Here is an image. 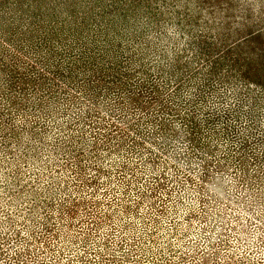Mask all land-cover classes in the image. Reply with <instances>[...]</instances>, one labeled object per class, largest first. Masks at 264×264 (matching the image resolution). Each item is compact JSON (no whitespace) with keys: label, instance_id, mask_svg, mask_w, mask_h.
I'll return each instance as SVG.
<instances>
[{"label":"rangeland","instance_id":"374dc122","mask_svg":"<svg viewBox=\"0 0 264 264\" xmlns=\"http://www.w3.org/2000/svg\"><path fill=\"white\" fill-rule=\"evenodd\" d=\"M63 2L68 5L58 10L65 15L78 1ZM140 4L129 7V24H145L147 4L160 2ZM163 4L167 9L153 13L163 17L154 18L181 36L172 40L162 32L169 59L188 38L182 27L228 46L264 26V0ZM76 10L77 17L86 12L81 5ZM130 99L123 105L138 104ZM85 105L61 113L49 128L31 130L27 119L14 129L19 149L35 141L38 148L30 144L20 159L0 161V264H264V195L247 187L259 164L247 158L235 175L234 159L221 158L220 140L230 136L209 132L220 140L212 139L205 159L197 149L189 152L180 120L151 116L132 123L139 105L135 115L119 118L99 101L92 123L78 122L72 114ZM159 127L157 135L147 134Z\"/></svg>","mask_w":264,"mask_h":264},{"label":"trees","instance_id":"16d2710c","mask_svg":"<svg viewBox=\"0 0 264 264\" xmlns=\"http://www.w3.org/2000/svg\"><path fill=\"white\" fill-rule=\"evenodd\" d=\"M51 1L0 0V161L26 155L31 143L19 149L14 133L26 125L23 120L30 121L31 130L49 128L61 113L86 104V110L72 116L92 123L90 114L99 101L119 118L127 112L135 115L139 105L132 123L151 116L175 125L182 121L189 152L197 149L202 158L212 153V139L220 140L209 132L230 136L220 140L225 145L221 158L234 159L239 177L247 158L258 162L247 187L256 186L264 195V26L243 32L228 46L217 45L202 30L190 36L182 27L188 38L169 59L162 32L168 38L181 36L161 28L164 24L156 18L164 13L153 14L159 6L167 9L164 0L156 8L147 4L144 26L129 24L128 18L129 7L139 8L142 0H111L107 5L76 0L86 10L80 17L75 3L63 15L58 7L67 3L56 0L51 6ZM166 19L163 23L170 22ZM124 98L138 104L124 106ZM37 143L31 146L36 149Z\"/></svg>","mask_w":264,"mask_h":264}]
</instances>
